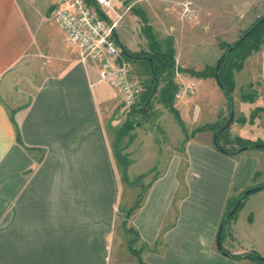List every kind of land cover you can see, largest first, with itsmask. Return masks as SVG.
<instances>
[{
  "label": "crops",
  "instance_id": "crops-1",
  "mask_svg": "<svg viewBox=\"0 0 264 264\" xmlns=\"http://www.w3.org/2000/svg\"><path fill=\"white\" fill-rule=\"evenodd\" d=\"M42 2L0 0V264H264V188L228 220L229 231L228 221L223 224L232 199L264 187V149L227 153L216 146L213 130H198L230 117L216 78L189 71L175 77L176 83L196 82L193 94L174 102L189 128L178 127L153 143L148 167L135 158L137 129L156 108L162 116L169 109L151 103L149 116L132 126L125 176L147 182L143 189L131 185L113 151L125 120L112 119L123 116L120 89L104 82L95 91L102 83L96 66L69 52L60 28L46 33L57 55L47 72L40 70L41 59L27 58L42 20L39 16L36 23V13L42 16L46 8ZM51 4L47 0L50 13ZM173 41L183 69L212 66L213 57L210 62L195 57L201 41L188 44L189 54ZM28 60L36 67L29 79L22 78ZM234 80L230 135L264 142V43L244 60ZM250 85L256 88L253 101L243 98V87ZM207 95L212 99L203 101ZM256 107L261 111L253 121H240ZM258 201L260 212L254 206ZM132 239L138 255L130 249Z\"/></svg>",
  "mask_w": 264,
  "mask_h": 264
},
{
  "label": "rangeland",
  "instance_id": "rangeland-1",
  "mask_svg": "<svg viewBox=\"0 0 264 264\" xmlns=\"http://www.w3.org/2000/svg\"><path fill=\"white\" fill-rule=\"evenodd\" d=\"M30 1L32 2L34 0H28V3ZM115 2L118 3L117 7L119 12L124 15L120 20L118 30L120 34V41L126 49L133 53L150 50L148 39L143 32L144 22L142 21L140 14H138L139 12H144L148 18V24L153 25V32L155 31L157 41L160 43L162 48H166L167 39L169 37H173L175 38L177 45L180 46L183 51L185 50V53L189 54L188 52L192 47L188 44L194 40L198 42L201 41L198 46H195L196 59H202L204 62H210L211 57H213V60L211 61L212 66H207L206 68L216 66L221 55L231 45L238 41L239 38L242 37L248 30H250L258 19L264 16V0H196V3H194L193 0H122L123 3H119L118 0H115ZM42 3L43 4L40 5L44 7L46 5V8L43 9L44 11H41L42 16L39 12L36 13V23L40 21L39 16L42 17V20L41 23H37L38 27H35L34 25V32L37 37L34 42V46L32 47L33 51L31 49V51L28 52L27 58L31 59L32 56V59H34V57L41 59L40 70L47 72V67L51 64L50 62L57 60V55L53 51L51 45L47 43L45 39L46 33L48 29H52L53 32L56 31V28L59 29V26L57 27L51 19V13L47 10V0H43ZM128 7L131 8L127 10ZM193 30L196 31V36L191 34V31ZM67 47L69 52L77 58L78 54L71 47V45L69 44ZM241 53L242 50L238 49V52L233 53L226 62L227 72L232 69L234 76L236 72L240 71L236 68V65L241 62ZM61 60L64 61L63 59ZM131 61L133 65V75L144 80L145 85L147 86V91L142 99V101H145V98L149 95L148 93H150V85L152 84V75L150 74L149 65L147 61L143 59H133ZM34 62L35 60H28V71L22 76V78H25L26 76L27 79L30 78V74H32L36 68L33 65ZM105 85L106 84H104V82L95 85V91ZM166 85L167 82L164 80L160 82L158 89L159 94L157 96L154 95L155 97L151 100L150 105L152 103L153 107H155L157 103H162L160 93ZM244 93L252 96V99L250 98L248 101H253L256 96L255 86L243 87V94ZM202 99L204 101L212 98L207 95ZM202 99H200V103H202ZM140 104L134 107L125 106L123 116L121 114H118L119 116L115 114L112 119L116 121H123L125 117L122 127L128 120L131 121L133 125L137 122H141L143 118L136 119V114L138 113L139 108H142ZM260 111L261 107H256L250 116L241 117L240 121H253ZM153 114L148 121L138 127L135 137V158L138 159L139 163H141L143 167H148L149 161L150 163L153 161V159L148 160L146 158L147 152L151 151L150 149L153 146V143L154 145H157L160 141H162V139H168L171 134L178 130V127L183 130L182 124L174 112L168 110L167 114L162 116L156 108L155 111L153 110ZM228 119L229 114L220 122L221 125H224ZM182 122L187 130V128H189L188 123L186 121L184 122L183 119ZM124 131L127 132L126 130ZM130 134L131 131L127 134L124 133L117 136L116 144L113 146V151L118 162H120L123 167V179L131 185L142 186L143 189L147 182V180H143V176L136 177L132 182L126 179L125 176V169L127 165L130 164V158L126 153V148L131 139L130 136H128ZM237 138L241 137H232L228 130L222 137V142L227 148H237L239 146V142L236 141ZM243 140L246 141V139ZM256 193H258V191L245 196L243 202L245 201L250 204V201L247 200L248 197L252 200V197H257L252 196ZM237 199V197L234 198L235 201ZM258 205H261V202H254L256 209H258ZM251 211L253 212V210ZM236 214H238V212ZM253 214L254 213L250 214L248 220H252L254 216ZM230 221H228L225 225L226 231L230 230ZM261 222H263L261 226H264V212L261 213Z\"/></svg>",
  "mask_w": 264,
  "mask_h": 264
},
{
  "label": "built area",
  "instance_id": "built-area-1",
  "mask_svg": "<svg viewBox=\"0 0 264 264\" xmlns=\"http://www.w3.org/2000/svg\"><path fill=\"white\" fill-rule=\"evenodd\" d=\"M51 1V18L66 33L79 60L85 65L93 63L96 66L100 82L120 89L124 106L134 107L141 103L136 119L149 116L148 103L154 93L150 95L152 99L148 101L149 96L142 101L147 86L144 80L133 75L132 61L126 56L118 36V26L124 15L114 0ZM180 68L176 63L175 77L180 75ZM195 89V81L180 80L175 100L193 94Z\"/></svg>",
  "mask_w": 264,
  "mask_h": 264
},
{
  "label": "trees",
  "instance_id": "trees-1",
  "mask_svg": "<svg viewBox=\"0 0 264 264\" xmlns=\"http://www.w3.org/2000/svg\"><path fill=\"white\" fill-rule=\"evenodd\" d=\"M138 14H140V17H141L142 21L144 22L143 32H144L146 38L148 39V42L150 45V50L149 51H141L138 53H133L130 50L125 48L126 56L131 60H133V59L146 60L148 65H149L150 74L152 75V84L150 85V93H148L149 95L147 94L148 96H147V98H145V101L148 99V97L153 92L154 85H155L156 81H157V88L154 91V95L158 92L160 82L162 80L167 82L166 87L160 93L161 102L170 111H172L176 114L177 118L179 119V121L182 124L184 132H186V129H185V126L182 122L181 116L179 115L177 109L174 107L175 95H176V91H177V83L175 82V79H174L176 59H175V48H174L173 37H169L167 39V47L162 48L160 43L157 41V37L153 32L152 26L150 24H148V18L146 16V14L144 12L143 13L139 12ZM263 43H264V21L249 36H247V38L245 40H243L221 62V65H220V68L218 71V75H219V78L221 80L220 87L224 91V94L228 100V107H229L230 111L234 108L233 92L235 89V80H234V74L232 72V69L229 72H227L228 70L226 69V62L233 53L238 52V49L242 50V53L240 55L241 62L238 65H236V68L238 70H241L243 67L244 60L253 51H258ZM180 70L181 71H189L190 73H192L193 75H196L198 77H216V66H214L212 68L211 67L205 68L201 71H196L194 69H183V68L182 69L180 68ZM252 86L253 85H250L249 87H252ZM243 98L245 100H249L250 98L252 99V96L244 93ZM150 102H151V100H150ZM150 102L148 103V106L150 105ZM229 119H230V117H229ZM229 119L227 120V122L224 125H221V123L218 122V123H214V124L205 125L203 127L198 128V130L210 129V130H213L214 133H218V136L215 138V144L220 150L227 152V153L241 152L242 151L241 149L244 146H249V149H252V148L264 149V142L262 140H259L256 142H251L248 140L245 141L242 138L236 139V141L239 142V146L237 148H227L224 145V143L222 142V137L226 134V132L229 129L230 124L232 123L231 122L229 125H227ZM132 126H133V123L128 120L125 123V125L122 127V129L119 131L118 136H120L124 133L127 134L131 130ZM222 128H223V130L219 132V130ZM124 130H126L127 132H125ZM17 139H18L20 144H23L19 129L17 130ZM226 142L229 143L228 141H226ZM255 191H257V190H255ZM142 196H143V194H140L138 199L141 200ZM245 196H248V195L244 194V192L240 195V198L242 199V201H241V204H240L239 208L237 209V211L242 206L243 199L245 198ZM237 200L236 201L234 199L231 200V202L228 206V211H227V213L224 217V220H223L224 225L228 220L233 218L234 215L237 213V211H236L229 219H226L227 214L236 205ZM138 204H139V202H138ZM130 243H131L130 249L132 250V252L134 254L138 255V252L135 249H133V247H132L133 239L131 240ZM234 256L237 257V255H234ZM248 256H257V255L249 254ZM260 259L262 262H264V260L262 258H260ZM139 264H145V263L143 261H140Z\"/></svg>",
  "mask_w": 264,
  "mask_h": 264
},
{
  "label": "water",
  "instance_id": "water-1",
  "mask_svg": "<svg viewBox=\"0 0 264 264\" xmlns=\"http://www.w3.org/2000/svg\"><path fill=\"white\" fill-rule=\"evenodd\" d=\"M264 21V16L261 18V19H259L256 23H255V25H253L252 27H251V29L250 30H248L242 37H240L239 38V40L238 41H236L231 47H229L222 55H221V57L219 58V60H218V62H217V65H216V80L218 81V83H219V85H221V80H220V78H219V75H218V71H219V68H220V65H221V62H222V60L223 59H225L243 40H245L246 38H247V36H249L262 22ZM156 88H157V81L155 82V86H154V89H153V92H152V94L154 93V91L156 90ZM151 99V96L149 97V99H148V101ZM145 108H146V106H145ZM233 119H234V109H232L231 110V113H230V119H229V121H228V124L227 125H229L232 121H233ZM223 130V128L222 129H220L219 130V132L220 131H222ZM218 136V133H215V138ZM247 149H249V146H244V147H242V151L243 150H247ZM261 188H263V186H258V187H253V188H250V189H247V190H245L244 191V194H246V195H249V194H251L253 191H255V190H259V189H261ZM241 201H242V199L241 198H239L238 200H237V203H236V205L233 207V209H231L230 211H229V213L227 214V216H226V219H229L236 211H237V209L239 208V206H240V204H241ZM223 228H224V225L222 224V226L220 227V235H219V238H221V233H222V231H223ZM219 248L222 250L223 248H222V243H221V240L219 241ZM263 260H264V258L263 257H261Z\"/></svg>",
  "mask_w": 264,
  "mask_h": 264
}]
</instances>
